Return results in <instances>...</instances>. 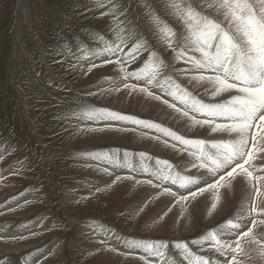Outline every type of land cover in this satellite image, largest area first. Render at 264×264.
I'll list each match as a JSON object with an SVG mask.
<instances>
[{
    "label": "rangeland",
    "instance_id": "374dc122",
    "mask_svg": "<svg viewBox=\"0 0 264 264\" xmlns=\"http://www.w3.org/2000/svg\"><path fill=\"white\" fill-rule=\"evenodd\" d=\"M21 1L25 2V11L18 16L15 11ZM113 2L117 8L123 6L125 12H132V17L120 25L124 28L121 37L125 40L140 37L156 45L159 50V40L140 19V10L144 15L151 11L150 0ZM85 3L89 5L88 9L83 8ZM96 9V0H0V211L17 204L0 216V233L10 230L9 235L16 234L15 230L19 227H28L29 230V226L34 225L37 231L35 238H48L35 248L22 252L15 250V247H11L12 250L1 248L0 252L3 253H0V260L12 259L14 264H123L124 261L120 263L112 255L93 254L99 241L107 238L105 233L112 237L108 240L109 246L126 252L123 243L126 240L190 242L232 217V213L225 212L213 223L199 221L191 232H186L182 226L176 231L172 230L171 219L161 228H149L160 208L147 206L143 213L134 215L141 195L135 194L136 200H128L129 193L119 196L115 189L106 187L107 184L96 172L99 169L92 167L113 166L80 155L85 150L110 152L118 149L119 162L124 163L122 151L131 150L134 152L130 156L133 169L124 167L116 170L125 171L123 176L147 180L144 175L140 177L138 174L143 169L138 166L140 158L137 157L139 153L145 156L147 151L112 138L93 140L90 133H73V127L78 122L96 125L98 121H78L73 115L70 125L68 120L61 119L72 113L79 115L85 107L114 111L112 108L119 101L106 97V87L119 85L122 75L115 64V57L112 58L113 64L101 66L87 75L67 71L69 64L76 63L77 58L85 68L90 66L89 61L99 63L95 54L104 49L105 42L110 44L116 41L117 24L124 18L119 12L116 17L109 14L101 18L99 12L107 9ZM20 29L21 43L15 44ZM15 49L16 56L13 55ZM159 54L166 63H171L166 51ZM127 67L131 71L138 66ZM139 67H143V63ZM37 72L41 74L39 77L35 75ZM50 76L66 85V89L50 87ZM88 92L95 95L89 96ZM129 109L130 105L120 108L124 115L131 114ZM141 118L162 123L151 114L145 113ZM184 156L186 153L183 152L174 161L182 162ZM152 169L156 171V167ZM98 187L106 190L96 192ZM27 199L28 202L19 203ZM28 205L35 207V210L29 215L20 216V208ZM203 205L204 201L200 207L203 208ZM33 228L30 229L34 231ZM5 233H1L0 238ZM113 234L119 236L120 241H116ZM13 243L9 242V245ZM190 247L198 253L197 246ZM136 251L138 258L142 252ZM178 255V250L173 249L168 254L169 261L178 264L177 259H182ZM128 259L131 264H136L132 261L133 257Z\"/></svg>",
    "mask_w": 264,
    "mask_h": 264
},
{
    "label": "snow or ice",
    "instance_id": "6c2138e0",
    "mask_svg": "<svg viewBox=\"0 0 264 264\" xmlns=\"http://www.w3.org/2000/svg\"><path fill=\"white\" fill-rule=\"evenodd\" d=\"M96 4V10L107 9L99 12L101 18L109 14L116 17L117 12L124 18L117 24L116 41L105 42L104 49L95 54L99 63L89 61L90 66L85 68L77 58L76 63L69 64L67 71L87 75L101 66L113 64L112 58L115 57V64L123 73L121 83L124 89L145 93L154 100L162 101L188 118L192 125L216 135L189 139L160 124L107 108L85 107L79 115L72 113L61 119L68 120L71 125L75 115L78 121L103 120L155 129L164 137L171 138L173 149L177 144L182 145L180 150L193 158L192 168L205 170L213 180L206 187L179 194L177 202L190 203L209 190L215 192L219 200L220 189H229L238 183L247 189V206L219 227L190 242L126 240L123 243L127 251L119 252L117 247L109 246L108 240L112 237L105 233L107 238L99 241L93 254L117 253L125 258L123 264H131L128 257H133L132 261L136 264H170L168 254L174 249L182 257L180 264H264V167L253 163L257 156L264 162V0H204L203 3L200 0H150L151 11L144 15L140 10V19L159 40V50L140 37L131 40L121 37L124 28L120 25L132 17V12H125L123 6L117 8L113 0H107V3L96 0ZM83 8L88 9L89 5L85 3ZM136 26L140 27L139 24ZM161 51L170 55V64L161 58ZM138 63H143V67L138 66L131 71L127 67ZM35 75L39 77L41 74L37 72ZM180 78L192 85L191 91L177 82ZM48 85L61 89L67 87L51 76ZM152 88L160 89L172 101H179L182 107L178 108L176 103L157 95ZM87 95L95 93L88 92ZM203 97L212 99L205 102ZM106 129L111 130V124L97 128L78 122L73 127V133L87 135ZM164 143L167 145L168 141L164 140ZM80 155L111 164L113 170L133 169L127 151L123 153L124 163L119 162L118 149L110 152L85 150ZM140 156L143 157L144 153ZM157 165V170L149 173L158 182L155 184L153 179L140 181L133 176L116 175L107 167H92L109 176L114 175L107 188L129 180L156 189L162 187L161 195L177 196L172 187L164 185L170 182L171 185L178 184L180 189L197 185V180L191 175H174L167 160H158ZM143 170L149 171L147 168ZM105 190L96 188V192ZM211 208L216 209L217 203H213ZM168 211L159 216L161 220L168 215ZM18 239L27 238L20 236ZM120 239L115 236L116 241ZM190 245L197 246L199 254ZM136 250L143 253L138 258ZM0 264H11V261L0 260Z\"/></svg>",
    "mask_w": 264,
    "mask_h": 264
},
{
    "label": "bare ground",
    "instance_id": "6f19581e",
    "mask_svg": "<svg viewBox=\"0 0 264 264\" xmlns=\"http://www.w3.org/2000/svg\"><path fill=\"white\" fill-rule=\"evenodd\" d=\"M24 11H25V2L21 1L17 4L15 12L19 16L22 13H24ZM21 39H22V34H21V29H20L18 30L14 43L20 44ZM13 55L16 56V49ZM140 64L141 63L136 65V67L140 66ZM117 77H118V74L116 78ZM122 79H123V73L119 80V85H114V86L110 85L106 87V92H107L106 97L113 99V100L119 99L116 107L112 108L114 109V111L116 110L122 114L124 112H122L120 108L126 105H130V109H129L131 113L130 115L136 116L138 119H142L141 117L144 116L145 113L151 114L153 115L154 119L162 121V123L151 121L152 123L160 124L162 127H166V128L171 129L172 131H176L177 134L184 135L186 138H189V139L205 138L206 136L216 135V134L211 133L210 131L205 132L204 128L192 125L191 122L188 120V118L183 117L180 113H177L174 109H171L167 105H164L162 101L154 100L145 93L130 92L124 89L123 84L121 83ZM134 82L135 81H129V83H134ZM177 82L181 83L182 86L188 88L190 91L192 90V85L188 84L187 81L184 80L183 78L178 79ZM101 90L102 89H99V91ZM152 91H154L157 95H161L163 98L168 99L170 102L176 103L178 108L182 107L179 101H172V98L166 96V94L162 93L160 89L152 88ZM199 91L202 94V89H200ZM203 98L205 102H209L212 99L210 97H203ZM85 124H88V123H85ZM108 124H111V130L106 129L104 131L90 133L93 135V138H94L93 140H102V139L106 140V139L112 138L120 142L129 143L133 147H137L139 149L147 151V154L143 157L140 156V153L138 156L136 155L138 158H140L139 164H138L140 169L142 170L144 168H147L149 170L148 172H145L144 170L139 171L138 174L140 177L144 175L147 180L153 178L149 175V173L153 171L152 168L154 167H156V170H157V167H158L157 161L167 160L168 163L172 165L171 171L173 172L174 175H192V177L197 180V185H189L188 188L186 189H180L179 185L177 187L176 185H170V184L164 185V186L172 187V190L177 193V196L161 195L160 193H162V187L160 189H156L150 185H147L144 183L135 184L133 181H129V180H124L114 185L112 189H115L114 191H116V194H119V196H122L125 193H129L128 194L129 197L127 198L128 200H132L136 196L135 194L141 195L140 201L138 202L137 205H135L136 211L134 212V215L143 213L145 209L147 208V206L160 208L154 214L155 219H153L154 221H152V225H151L152 227H149V228H161L165 226L171 219L172 230L176 231L179 229V226H182L184 230H186V232H191L198 225L199 221L203 223H213L216 219H218V217L221 214L225 212L232 213V217H234L240 211L242 207L247 206V196H246L247 189L243 185L238 184V183H234L229 189L227 188L220 189L219 200H217V194L209 190V191L204 192L196 200H193L190 203L177 202L178 195L185 194L187 192V191L186 192H183V191L195 190L198 187H206L208 184L212 183L213 180H212L211 175L208 174L205 170L198 171L192 168L193 158L190 157L186 152H184L186 153V156L183 157L182 162H178V160L174 161V159H178V157L181 154H183V152L180 150L183 146L177 144L176 149H173L171 147V144L174 142L171 140V138L164 137L162 133L157 132L155 129L143 128L141 126H136V125H131V124H124L122 122H108V121H103V120L98 121V124L96 125L95 124H88V125L92 127H97V128H105V126ZM120 129H125V130H120ZM157 137H160V139L158 140ZM164 140L168 141L167 145H165ZM125 151H122V153H124ZM148 152H151V154H149ZM129 153L131 156L133 155L134 152L130 150ZM170 160L174 161L178 166L175 163H172ZM152 163H154V167ZM253 163L257 167H264V162L260 160L259 156H257L256 160ZM159 167H164V165H159ZM108 169L109 171H114L116 175H121V176H123L122 174L123 172H125L123 170L117 171L118 169L113 170V168H108ZM96 172L100 174L102 181L105 182L106 184H110L112 179H114V175L109 176L101 170L96 171ZM153 183L155 184L158 182L156 180H153ZM24 201L28 202L29 199L21 200V202L19 201V203L22 204ZM202 201H204L203 208L200 207V204ZM213 203H217L216 209L211 208V205ZM16 205H13L8 210H10L13 207H16ZM169 208H171V211H168ZM8 210L2 211V212L0 211V216H2L3 214H6L4 212ZM34 210H35V207L29 206V205L21 207L20 216L29 215ZM165 211H168V215L164 217L163 220H161L159 216L162 215ZM174 212H176L175 215H173ZM33 226H29V230H28V227L25 228L21 226L18 228V230H15L16 234H11V235H9L11 233L10 230H8L7 233L2 231L1 233H5V234L2 235V237L0 238V250L1 248L5 250H12L11 247H15L16 248L15 250L22 252L24 250L33 249L37 245L43 242H46L48 238H46L45 236L35 238L36 237L35 232L37 231L33 228ZM6 228L4 229L5 231H7ZM30 228H33L34 231H32V229ZM28 233L30 234L27 235ZM4 236L6 239L4 238ZM20 236H24L27 239L21 240L20 242V240L18 239V237ZM9 242H14V243L12 246H10ZM50 249H53V248H50ZM0 253H3V252H0ZM102 254L112 255L111 257L118 258L120 263L124 261L123 260L124 257L118 256L117 253L109 254V252H104ZM10 261H11V264H14V261L12 259H10ZM36 262L38 261H34L33 263H36ZM177 262L179 264L180 260L177 259ZM170 264H174V263H172L171 261Z\"/></svg>",
    "mask_w": 264,
    "mask_h": 264
}]
</instances>
